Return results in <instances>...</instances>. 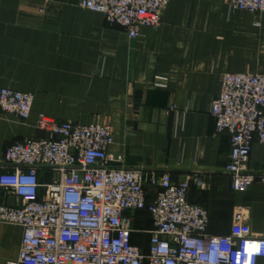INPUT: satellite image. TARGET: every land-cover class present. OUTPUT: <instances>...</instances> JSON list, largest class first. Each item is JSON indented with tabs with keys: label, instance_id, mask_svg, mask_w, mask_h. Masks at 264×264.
Instances as JSON below:
<instances>
[{
	"label": "crops",
	"instance_id": "1",
	"mask_svg": "<svg viewBox=\"0 0 264 264\" xmlns=\"http://www.w3.org/2000/svg\"><path fill=\"white\" fill-rule=\"evenodd\" d=\"M81 1L0 0V90L34 95L26 122L0 108V162L14 142L41 134V115L109 125L111 157L188 181V200L208 210L211 234L243 225L264 237V184L231 189L230 135L215 131L211 114L223 74H264V14L233 11L227 0H170L159 27L131 38ZM249 168L264 173V144L254 143ZM52 176L44 171L41 181ZM147 190L151 201L156 189ZM17 202L0 187V203ZM129 214L132 243L148 253L152 218ZM22 235L0 223V264L18 257Z\"/></svg>",
	"mask_w": 264,
	"mask_h": 264
},
{
	"label": "built area",
	"instance_id": "2",
	"mask_svg": "<svg viewBox=\"0 0 264 264\" xmlns=\"http://www.w3.org/2000/svg\"><path fill=\"white\" fill-rule=\"evenodd\" d=\"M170 0H82L131 38L157 28ZM231 10L264 14V0H227ZM214 99L215 131L228 132L226 172L231 189L264 184L249 168L255 142L264 144V74L225 73ZM34 95L3 88L0 108L26 122ZM38 137L10 145L0 162V187L16 195L0 203V223L23 229L19 255L5 264H264V237L235 225L229 235L209 232V212L188 200L189 182L168 172L129 168L111 157L109 125L38 119ZM120 163V165H119ZM52 178L43 183L41 173ZM44 187L47 195L40 198ZM148 187L156 189L148 200ZM147 211L154 225L148 253L132 243V216Z\"/></svg>",
	"mask_w": 264,
	"mask_h": 264
}]
</instances>
